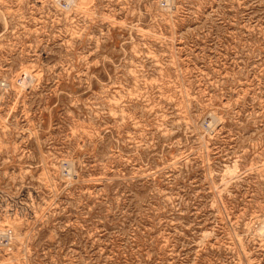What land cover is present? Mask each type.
Returning <instances> with one entry per match:
<instances>
[{"label": "rangeland", "instance_id": "rangeland-1", "mask_svg": "<svg viewBox=\"0 0 264 264\" xmlns=\"http://www.w3.org/2000/svg\"><path fill=\"white\" fill-rule=\"evenodd\" d=\"M0 264H264V0H0Z\"/></svg>", "mask_w": 264, "mask_h": 264}, {"label": "bare ground", "instance_id": "bare-ground-1", "mask_svg": "<svg viewBox=\"0 0 264 264\" xmlns=\"http://www.w3.org/2000/svg\"><path fill=\"white\" fill-rule=\"evenodd\" d=\"M68 2H69V1H68ZM72 2H73V1H72ZM72 2H71V3H72ZM59 5H60V4H59ZM3 82H4V81H3ZM3 82H2V83H3ZM233 167H234V166H233ZM226 169H227V168H226ZM227 170H228V169H227ZM229 171H230V170H229ZM227 184H228V183H227ZM253 227H254V226H253ZM256 227H257V226H256Z\"/></svg>", "mask_w": 264, "mask_h": 264}]
</instances>
